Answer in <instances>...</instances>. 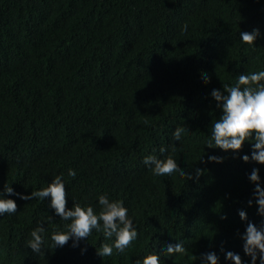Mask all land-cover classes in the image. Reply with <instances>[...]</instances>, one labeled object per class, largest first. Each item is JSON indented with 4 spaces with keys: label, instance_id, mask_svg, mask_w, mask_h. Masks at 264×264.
Here are the masks:
<instances>
[{
    "label": "trees",
    "instance_id": "trees-1",
    "mask_svg": "<svg viewBox=\"0 0 264 264\" xmlns=\"http://www.w3.org/2000/svg\"><path fill=\"white\" fill-rule=\"evenodd\" d=\"M254 29L255 43H243L240 33ZM258 71L264 0H0V190L12 186L6 198L18 205L0 215V264H136L145 254L204 264L201 255L213 251L219 264H234L228 251L251 264L241 235L249 221L264 224L249 179L258 168L264 187V164L242 159L251 142L238 153L206 145L222 115L212 91ZM178 126L185 132L174 141ZM169 154L193 179L154 175L144 164ZM197 169L205 170L198 179ZM57 175L68 208L75 200L99 212L103 194L122 201L138 232L132 245L102 257L106 241L93 230L55 247L53 231L66 232L70 221L50 197L17 193ZM41 225L36 253L27 242ZM166 242L182 243L186 254L165 255Z\"/></svg>",
    "mask_w": 264,
    "mask_h": 264
},
{
    "label": "clouds",
    "instance_id": "clouds-1",
    "mask_svg": "<svg viewBox=\"0 0 264 264\" xmlns=\"http://www.w3.org/2000/svg\"><path fill=\"white\" fill-rule=\"evenodd\" d=\"M184 30H187V25L184 26ZM259 35V29H254L252 32L242 31L240 38L245 44H253ZM262 81H264V71L242 73L234 85L224 83V91L219 89L212 91L211 95L219 102L218 106L222 109V115L211 123L212 139L206 145L208 148L232 150L238 153L243 149L246 141L251 142V155L245 154L242 159L245 162L255 161L264 164V83ZM208 82H210V77L205 73V83ZM184 132L185 128L178 126L172 139L179 141ZM166 151V148H160L161 153ZM223 159V157L215 155L208 156L209 161L223 162ZM144 164L151 169L154 175L171 176L178 172L181 176H186L187 180L193 179L192 174L181 168L171 154L163 158L154 155L145 156ZM204 171L197 169L196 178L198 179ZM68 174L75 177L76 172L70 169ZM249 179L255 184L253 197L255 204L258 205L257 212L264 216V187L260 183L258 168L252 170ZM13 192L14 189L8 184H5L4 188L0 190V215L17 211L16 201L6 198V194H13ZM17 195L26 201L35 198L44 200L50 197V207L55 210L56 215L63 220L70 221L66 232L58 229L53 231L51 239L55 247H63L70 238H74L77 243L81 239H88L95 230L102 232L105 238L106 242L98 249V254L105 257L111 256L113 249L123 253L138 237L133 220L129 217L128 209L123 202L110 200L107 194L99 196V212L94 210L91 205H82L74 199L73 206L68 208V192L62 175L55 176L47 187L37 191L33 190L31 194L17 193ZM248 204L251 206L253 200L250 199ZM239 216L242 220H248L245 210H240ZM44 232L43 225L31 231V239L27 243L33 252H41L44 243L42 233ZM241 239L244 241V253L251 257V264H256L257 259L260 264H264V224L258 227L249 221ZM162 252L167 256H174L177 253L186 254V249L180 242L175 244L166 242V249ZM200 258L204 264H219V257L214 251L203 253ZM226 259L234 261V264H244L242 257L232 251L226 253ZM136 264H161V261L158 254H145L142 260L136 261Z\"/></svg>",
    "mask_w": 264,
    "mask_h": 264
}]
</instances>
